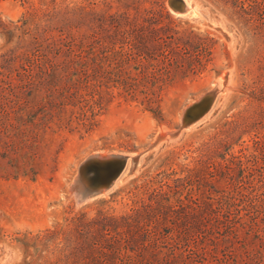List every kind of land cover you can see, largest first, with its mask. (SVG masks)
<instances>
[{
    "label": "rangeland",
    "instance_id": "obj_1",
    "mask_svg": "<svg viewBox=\"0 0 264 264\" xmlns=\"http://www.w3.org/2000/svg\"><path fill=\"white\" fill-rule=\"evenodd\" d=\"M194 2L188 16L168 0H0V264H63L71 218L127 211L121 197L149 177L163 190L181 181L188 199L211 155L255 150L263 159L238 185L264 179V7ZM215 85L204 118L76 203L70 186L88 156L146 149Z\"/></svg>",
    "mask_w": 264,
    "mask_h": 264
},
{
    "label": "trees",
    "instance_id": "obj_2",
    "mask_svg": "<svg viewBox=\"0 0 264 264\" xmlns=\"http://www.w3.org/2000/svg\"><path fill=\"white\" fill-rule=\"evenodd\" d=\"M214 1L233 8L247 3L252 11L264 7V0ZM75 83L82 81L76 77ZM247 150L221 153L222 162L208 157L192 175L202 182L188 188V199L181 181L163 190L149 177L121 197L127 211L115 215L110 207L92 218H71L63 264H264V179L238 185L263 156Z\"/></svg>",
    "mask_w": 264,
    "mask_h": 264
},
{
    "label": "water",
    "instance_id": "obj_3",
    "mask_svg": "<svg viewBox=\"0 0 264 264\" xmlns=\"http://www.w3.org/2000/svg\"><path fill=\"white\" fill-rule=\"evenodd\" d=\"M168 6L176 13L184 12L183 0H168ZM218 85L213 86L194 102L186 106L183 111L181 123L174 130L158 135L156 140L149 144L146 149L134 154H91L80 163L76 176L70 186L76 203H82L107 191L120 177H126L137 168L144 152L150 150L154 144L165 134L170 137L176 136L181 129L201 119L213 106L218 94L221 92ZM128 164L127 168L126 165ZM126 169V170H125Z\"/></svg>",
    "mask_w": 264,
    "mask_h": 264
},
{
    "label": "bare ground",
    "instance_id": "obj_4",
    "mask_svg": "<svg viewBox=\"0 0 264 264\" xmlns=\"http://www.w3.org/2000/svg\"><path fill=\"white\" fill-rule=\"evenodd\" d=\"M183 1L185 4V9H184V12L180 13L179 15H188V16L191 15L192 16V15L196 14V5H195L194 0H183ZM127 166H128V164L126 165V168H127Z\"/></svg>",
    "mask_w": 264,
    "mask_h": 264
}]
</instances>
